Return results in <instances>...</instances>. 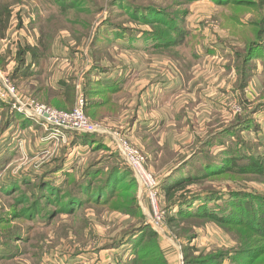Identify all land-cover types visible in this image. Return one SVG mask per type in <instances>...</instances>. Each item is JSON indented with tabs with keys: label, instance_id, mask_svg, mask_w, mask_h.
<instances>
[{
	"label": "rangeland",
	"instance_id": "374dc122",
	"mask_svg": "<svg viewBox=\"0 0 264 264\" xmlns=\"http://www.w3.org/2000/svg\"><path fill=\"white\" fill-rule=\"evenodd\" d=\"M0 10L11 14L9 26L0 27V80L9 79L16 99L71 112L80 99L85 105L83 83L95 75L96 66L132 79L111 102L113 109L122 106L116 118L93 120L84 107L89 121L101 127L95 134L44 126L12 113L14 98L0 101V264H132V256L146 245H153L152 252L161 258L151 264H184L188 234L196 263L218 254L224 258L220 264H264L263 240L255 239L253 259L250 249L240 252L239 238L218 221L196 219L180 229L170 227L168 218L178 208L167 211L159 187L162 216L153 225L148 195L133 175H126L130 171L118 145L124 139L138 150L157 184L182 160L190 163L175 182L192 167L202 169L203 152L209 160L217 156L215 162L224 168L232 160L237 163L235 158H251L256 162L252 167L264 170V0H0ZM258 37L263 43L252 53ZM37 44L48 47L45 59L33 67L28 58L18 67L19 48ZM63 79L75 87V100L52 96ZM146 128L159 129V135L150 140L153 132ZM82 135L100 143L72 146ZM200 145L203 152L195 154ZM99 160L95 173L85 174ZM110 161L127 168L125 176L114 173L112 192L121 194L125 204L126 195L136 196V217L132 212L98 213L95 198L85 207L64 201L65 190L78 182L94 192ZM249 164L239 161L238 166ZM237 180L207 183L191 192L230 188L264 200V177ZM218 204L224 206L223 200ZM42 211L48 213L45 218ZM141 223L158 238L147 239L144 231L112 247Z\"/></svg>",
	"mask_w": 264,
	"mask_h": 264
},
{
	"label": "trees",
	"instance_id": "16d2710c",
	"mask_svg": "<svg viewBox=\"0 0 264 264\" xmlns=\"http://www.w3.org/2000/svg\"><path fill=\"white\" fill-rule=\"evenodd\" d=\"M6 11L8 10H0V27L3 29V31L9 26V20L11 17L10 12ZM4 17L6 18L5 22ZM261 43H263L261 42V39L253 43L254 45H256V47L255 49L251 50L253 51L252 53H254L256 49L259 48V45ZM47 55L48 47L44 44L43 48H40V44H37L34 47L26 45L19 48L18 52L16 53L15 60L18 67L24 64L28 58L33 63V65H38L45 59ZM126 72L128 73L127 70ZM93 73L95 75L91 73V76L85 83H83L82 87V91L86 99L84 106L86 114H88L93 120L99 121L105 118H116L119 115L122 106L119 109L118 107L116 109H113L114 105L112 106V101L119 96L120 92H122L123 87L124 85H126L130 74L123 75V73L121 74L119 73V71L114 73L112 71H109L108 68L99 66H96V69L93 70ZM113 74L116 75L111 80L106 79V82L98 80L99 78H102V76H111ZM92 75L94 78L92 77ZM67 81L68 80L63 79L62 81L58 82L57 86L54 87V90H51L54 91L52 94L53 97H65L66 101L75 100V87L69 84ZM92 89H94L95 91L98 89L102 91L103 94L92 93ZM50 102L54 103V101L52 100ZM98 110L101 111V113H98ZM12 113H15V111ZM98 116L100 117L98 118ZM91 139L93 138H91V136L89 135H82V137L77 139L74 138L71 141L72 146L78 145L83 141H92L94 145L95 143H100L97 140ZM201 145L195 154L203 152V147L205 146ZM203 156L205 157L203 159H205L206 163H204L202 169L192 167V170L189 171V174L186 177L181 180H176L175 182L173 181V179L176 177V175H178L179 172L187 167L190 163L188 162L190 159L182 160L178 163L179 167H175L178 165L176 164L168 171V174L164 175L161 179L159 188L164 194V200L166 203L165 208L171 214L172 209H174L175 207L178 208V213L175 216H170L168 218L169 226L175 227L178 225V228L180 229L182 226H185L184 224H191V222L195 221L196 219H211L214 221H218V223L225 225L230 232H233L236 237L239 238L240 241L238 243L241 245L240 252L246 253L249 251L248 249H250L251 252L249 254L253 257V259H257V256L254 255V250L257 247L255 239L264 241V200L259 198L258 195L256 196L252 193H248V191H235L231 190L230 188L225 192L215 191L214 187L209 188L207 192L191 191L193 190V187H203L206 186L207 183H216L225 180H230L231 182L238 183L237 179L240 176L251 177L252 175H254L264 177V170H261L256 166L252 167V165L256 162H253L252 164L251 158H240L243 160L235 158V162L237 163H234V160H232L230 165L224 168V166L218 164V161L215 162L216 159H218L217 156L211 157L210 160L204 152L202 153L201 157ZM245 160L250 161V164L248 165L249 167L238 166L239 161ZM101 163V160L96 161L85 170V174H89L91 171L92 173H95L96 167L101 165ZM112 163L113 162L111 161L110 163H107V166L110 167V170L106 172L105 180L102 183L96 185L95 182H93L90 184V186L96 185V190H94V192H89L87 188H85L81 183L78 182L73 188L65 190L63 195L64 201L69 202L72 205L80 204L82 207H85V205L87 204L86 202L90 198H95V202H93V205L95 206L96 212L98 213H102L103 211H111L112 213L124 214L125 212H132L133 215H135L134 217H136L140 213V208L138 206L136 196L131 193L126 195L125 198L127 199V204H125V202L123 203L121 201V199L123 198L121 194H113L112 192L113 188L117 187L115 186L116 183L113 180L114 173L117 172L120 177L125 176V172L127 169L123 168L119 164L114 165ZM128 170L130 171V169ZM57 171H60V169L56 170V172ZM130 173L128 174V172H126V175H132L131 171ZM40 185L44 187L48 186V184L45 185L43 183H41ZM85 194H87L88 196V198L86 199L83 198V195ZM91 195H93V197H91ZM57 199L62 200L61 198ZM222 200L224 206L223 204L222 206H219L218 203ZM195 201H203V204L199 205L198 207L192 205L190 206L191 208L188 209L185 207L186 205H189ZM255 201H258V207L257 204H255ZM209 202H214L215 206L212 207L211 204H208ZM64 211L69 210L68 208H66ZM41 213L44 218L48 214L46 211H42ZM144 231L148 232L146 237L147 239L150 238V240H154L158 238L156 232L151 230L150 227L141 223L131 231L128 230L127 232H125L122 238L118 239V241L114 240L112 242V247H119L125 240L133 239ZM191 235L192 234H188L187 236L189 237ZM188 237L186 238L188 241L185 242L186 245L183 251L184 264H200L196 263L197 259L193 257L194 245L193 247L191 246V238ZM145 245L146 244H144V246ZM152 247L153 245H150L149 247H147L146 245L142 250H140V252L136 253V256H132V264H140V261L142 262V264H151L154 260L161 261L160 256H157L155 252H152ZM217 255L218 254H216L217 260L215 258H209L211 260H205L203 261L204 263L201 264H220L224 258L217 257ZM164 262L165 261H163V264Z\"/></svg>",
	"mask_w": 264,
	"mask_h": 264
},
{
	"label": "built area",
	"instance_id": "2783aa9c",
	"mask_svg": "<svg viewBox=\"0 0 264 264\" xmlns=\"http://www.w3.org/2000/svg\"><path fill=\"white\" fill-rule=\"evenodd\" d=\"M14 95L15 91L9 79L2 77L0 80V101L7 102L10 97L14 98L10 103L12 104L13 111L26 115L37 122H41L44 126H53L58 129L86 134H95L102 131L99 125L90 122L85 115V105L82 99L79 100L71 112H64L37 103L32 99L25 101L16 99ZM118 145L127 167L130 169L137 182L143 186L148 195L149 202L151 203L155 215V217H153V225L158 224L162 216L160 212H158L157 189L159 184H157L153 175L147 171L145 166L146 159L138 150L129 148L124 139H120Z\"/></svg>",
	"mask_w": 264,
	"mask_h": 264
},
{
	"label": "crops",
	"instance_id": "0c3cea01",
	"mask_svg": "<svg viewBox=\"0 0 264 264\" xmlns=\"http://www.w3.org/2000/svg\"><path fill=\"white\" fill-rule=\"evenodd\" d=\"M33 67H35V65H33ZM114 76L113 75H111V76H102V78H99L98 80L99 81H103V82H106V79H112ZM19 78H23V79H25V80H27L28 79V77L26 76V77H19ZM18 79V78H17ZM105 80V81H104ZM132 79L130 78V76H129V79H128V81H127V83H126V85H124V87H126V88H124V90H126L127 89V85L129 84V82L131 81ZM139 109L141 110V112H142V105H140V107L138 108V111H139ZM140 120H141V118H140ZM140 120H138V117H137V119H136V122L137 121H140ZM110 121L112 122L113 120L112 119H110ZM115 121V120H114ZM121 121L123 122V120L121 119ZM115 124V123H114ZM116 124H119V122H116ZM133 126V125H132ZM146 129H148L149 130V133H150V131H152L153 132V134L152 135H148V137H149V139L150 140H152V138L155 136H158L159 134H158V132H159V129L156 131V130H153V128H146ZM146 129H144V131L145 132H148ZM140 132L141 133H143L141 130H140ZM143 138H144V136H142ZM148 138H146V140H149Z\"/></svg>",
	"mask_w": 264,
	"mask_h": 264
}]
</instances>
